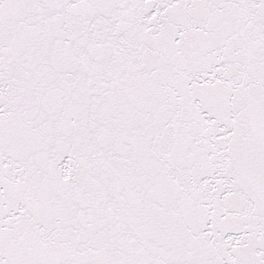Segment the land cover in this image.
I'll list each match as a JSON object with an SVG mask.
<instances>
[{"label":"snow or ice","instance_id":"snow-or-ice-1","mask_svg":"<svg viewBox=\"0 0 264 264\" xmlns=\"http://www.w3.org/2000/svg\"><path fill=\"white\" fill-rule=\"evenodd\" d=\"M0 264H264V0H0Z\"/></svg>","mask_w":264,"mask_h":264}]
</instances>
